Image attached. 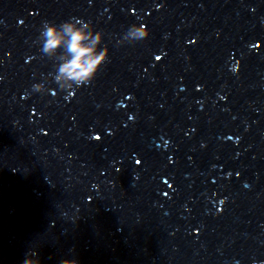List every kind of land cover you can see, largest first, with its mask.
Listing matches in <instances>:
<instances>
[{
  "label": "water",
  "instance_id": "water-1",
  "mask_svg": "<svg viewBox=\"0 0 264 264\" xmlns=\"http://www.w3.org/2000/svg\"><path fill=\"white\" fill-rule=\"evenodd\" d=\"M69 16L108 61L68 100L30 92L52 70L41 21ZM137 16L150 35L117 46ZM28 252L264 262V0H0V264Z\"/></svg>",
  "mask_w": 264,
  "mask_h": 264
},
{
  "label": "clouds",
  "instance_id": "clouds-1",
  "mask_svg": "<svg viewBox=\"0 0 264 264\" xmlns=\"http://www.w3.org/2000/svg\"><path fill=\"white\" fill-rule=\"evenodd\" d=\"M154 7L159 9L161 5L155 4ZM131 11L132 9H129V12ZM136 20L137 22L129 24L127 29L115 40L117 46L134 44L145 40L150 35V29L146 24L139 22L142 17L137 16ZM104 38V31L96 28L91 20L75 16H69L59 23L42 20L33 43L38 45L41 56L52 62V70L46 75L41 73V78L31 84L30 92L55 95L54 89L48 86L51 82L55 84L57 90L67 93L64 99L68 100L76 89L81 86L87 87L95 80L98 72L109 59L110 49L104 43ZM249 47L255 50L253 45H249ZM164 54L161 51L156 59ZM31 59L32 57H27L26 62ZM230 70L235 73L236 64L230 65ZM30 92L22 93L21 99L26 98ZM220 99L223 100L224 97L220 96ZM129 119H132V116H129ZM92 187L96 188L97 186L93 184ZM22 264H41V262L35 252H28L25 254ZM60 264H77V261L64 259ZM253 264L256 262L253 261ZM260 264H264V262H260Z\"/></svg>",
  "mask_w": 264,
  "mask_h": 264
}]
</instances>
